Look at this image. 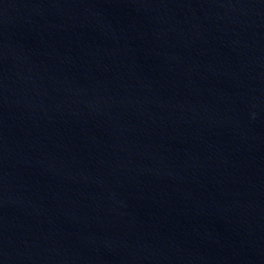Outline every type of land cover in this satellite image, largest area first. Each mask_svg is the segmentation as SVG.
Wrapping results in <instances>:
<instances>
[{
	"label": "water",
	"instance_id": "95a60500",
	"mask_svg": "<svg viewBox=\"0 0 264 264\" xmlns=\"http://www.w3.org/2000/svg\"><path fill=\"white\" fill-rule=\"evenodd\" d=\"M0 264H264V0H0Z\"/></svg>",
	"mask_w": 264,
	"mask_h": 264
}]
</instances>
